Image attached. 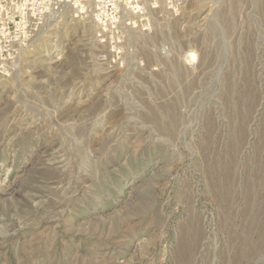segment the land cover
I'll return each instance as SVG.
<instances>
[{
    "label": "rangeland",
    "instance_id": "rangeland-1",
    "mask_svg": "<svg viewBox=\"0 0 264 264\" xmlns=\"http://www.w3.org/2000/svg\"><path fill=\"white\" fill-rule=\"evenodd\" d=\"M0 264H264V0H0Z\"/></svg>",
    "mask_w": 264,
    "mask_h": 264
},
{
    "label": "built area",
    "instance_id": "built-area-1",
    "mask_svg": "<svg viewBox=\"0 0 264 264\" xmlns=\"http://www.w3.org/2000/svg\"><path fill=\"white\" fill-rule=\"evenodd\" d=\"M55 2L56 4H61L64 2H69V0H51V3ZM52 10H56V7H53Z\"/></svg>",
    "mask_w": 264,
    "mask_h": 264
},
{
    "label": "bare ground",
    "instance_id": "bare-ground-1",
    "mask_svg": "<svg viewBox=\"0 0 264 264\" xmlns=\"http://www.w3.org/2000/svg\"><path fill=\"white\" fill-rule=\"evenodd\" d=\"M190 54H191V52H190ZM192 57H193V55H191ZM193 59V58H192Z\"/></svg>",
    "mask_w": 264,
    "mask_h": 264
}]
</instances>
